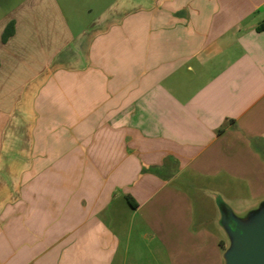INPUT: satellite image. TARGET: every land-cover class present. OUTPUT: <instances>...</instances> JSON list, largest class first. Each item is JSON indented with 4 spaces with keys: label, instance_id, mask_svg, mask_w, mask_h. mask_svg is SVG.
Listing matches in <instances>:
<instances>
[{
    "label": "crops",
    "instance_id": "1",
    "mask_svg": "<svg viewBox=\"0 0 264 264\" xmlns=\"http://www.w3.org/2000/svg\"><path fill=\"white\" fill-rule=\"evenodd\" d=\"M264 0H0V264H224L202 183L264 199Z\"/></svg>",
    "mask_w": 264,
    "mask_h": 264
},
{
    "label": "water",
    "instance_id": "2",
    "mask_svg": "<svg viewBox=\"0 0 264 264\" xmlns=\"http://www.w3.org/2000/svg\"><path fill=\"white\" fill-rule=\"evenodd\" d=\"M218 224L224 234V264H264V199L238 212L219 208Z\"/></svg>",
    "mask_w": 264,
    "mask_h": 264
},
{
    "label": "rangeland",
    "instance_id": "3",
    "mask_svg": "<svg viewBox=\"0 0 264 264\" xmlns=\"http://www.w3.org/2000/svg\"><path fill=\"white\" fill-rule=\"evenodd\" d=\"M202 193L205 195V197H201V194L195 193V198H196V207L197 211L199 212L200 206L202 205V202L204 203L205 210L209 213L212 214H218L217 212V204H220V202H228L232 207L237 206L235 205L234 199L230 198L231 194H242V190H236L235 192H227V191H222V190H217L211 186L210 183L203 182L202 183ZM200 195V196H199ZM231 207V208H232ZM200 213V212H199ZM220 235L222 238H224V234L220 232Z\"/></svg>",
    "mask_w": 264,
    "mask_h": 264
},
{
    "label": "trees",
    "instance_id": "4",
    "mask_svg": "<svg viewBox=\"0 0 264 264\" xmlns=\"http://www.w3.org/2000/svg\"><path fill=\"white\" fill-rule=\"evenodd\" d=\"M259 30H264V24L259 28ZM220 243H221L222 248L225 250L226 248L225 240H222Z\"/></svg>",
    "mask_w": 264,
    "mask_h": 264
}]
</instances>
